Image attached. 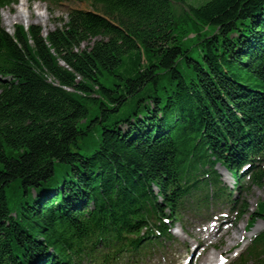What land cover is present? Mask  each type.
Segmentation results:
<instances>
[{
	"label": "trees",
	"instance_id": "trees-1",
	"mask_svg": "<svg viewBox=\"0 0 264 264\" xmlns=\"http://www.w3.org/2000/svg\"><path fill=\"white\" fill-rule=\"evenodd\" d=\"M81 1L0 25V264L138 263L264 155V0Z\"/></svg>",
	"mask_w": 264,
	"mask_h": 264
},
{
	"label": "rangeland",
	"instance_id": "rangeland-1",
	"mask_svg": "<svg viewBox=\"0 0 264 264\" xmlns=\"http://www.w3.org/2000/svg\"><path fill=\"white\" fill-rule=\"evenodd\" d=\"M20 3H24L27 18L18 20L8 25L5 21L6 16L11 17L14 15L17 11V6ZM72 8L85 9L88 8V5L81 0H58L56 2H44L42 0H16V3L12 6L4 7L0 10V25L5 30L12 32L14 25L16 24H22L24 27L36 24L39 25L45 33L47 30H52L56 26L60 25L58 19H66L67 12ZM39 12L43 16V21H41L37 16V13ZM217 171L221 176L222 183L231 189V201L233 204L229 200L217 201L212 204V210L209 212H213L212 215H215V218H218L219 215L227 216L229 224H233V227L227 231L233 233L236 236V240L233 243L231 242L232 244L228 246L230 242L225 240L226 237H224L223 240H219L217 236H214L211 239L212 244L207 246L205 253L217 256L220 251V253H222L227 250L226 256L228 259L226 264H230L235 261L237 254L245 249L252 236L264 228V221L261 218H258L252 228L248 231L245 230L249 214L255 210L257 203L264 199V181L262 185H257L249 179L247 180V177L245 176L246 178L244 177L241 179L244 187L236 189V187H232V176L224 166L218 165ZM241 204L244 205L243 209L245 212L244 215L238 219L236 217V213L230 211V206L239 207ZM207 212L208 211H202L200 214H197L198 216L189 214L180 219V221L176 222L171 230L175 239L173 241L166 242L165 249L158 248L160 252H155L140 264H174V262H180L181 264V262L184 261L185 256L191 254V248L195 245V242L197 240H202L201 238H197L205 237V234L202 233L207 230L202 231L201 229H208V227L200 226V224H208V222L206 223V218L209 217L206 215ZM253 228H256V230L249 236ZM222 229L224 230L225 226H223ZM198 231L202 233H199ZM209 242L210 241L208 240L206 243L209 244ZM203 246H205V243ZM196 254H198V250Z\"/></svg>",
	"mask_w": 264,
	"mask_h": 264
},
{
	"label": "bare ground",
	"instance_id": "bare-ground-1",
	"mask_svg": "<svg viewBox=\"0 0 264 264\" xmlns=\"http://www.w3.org/2000/svg\"><path fill=\"white\" fill-rule=\"evenodd\" d=\"M37 16H38V18L41 20V21H43V16L41 15V13L39 12V13H37ZM25 18H27V15H26V11H25V7H24V3H20L18 6H17V11H16V13H14V15H12L11 17H9V16H6V18H5V21L8 23V25L9 24H12V23H14V22H16V21H18V20H23V19H25ZM39 20V21H40ZM40 21V22H41ZM212 225V224H211ZM202 231L204 230H207V229H205V228H203V229H201ZM256 230V228L254 229L253 228V230L250 232V234H249V236L250 235H252L253 234V232ZM214 236H217L218 237V239L220 240V239H224V237H226L225 238V240L227 241V242H230L229 244H228V246L229 245H231L235 240H236V236L233 234V233H231L230 231H224V232H222L221 231V229H220V227H219V225H216V229H215V232H214ZM200 240H198V242H199ZM218 242V241H217ZM216 242V243H217ZM232 242V243H231ZM222 251H224V250H222ZM221 252V251H220ZM219 252V253H220ZM218 253V254H219ZM216 258H217V256L216 255H213V254H210V253H205V250H203L202 252H201V255L195 260V262H196V264H212L213 262H215V260H216Z\"/></svg>",
	"mask_w": 264,
	"mask_h": 264
}]
</instances>
